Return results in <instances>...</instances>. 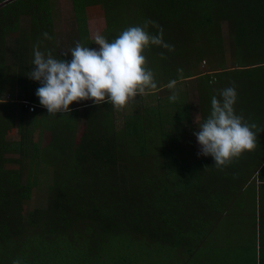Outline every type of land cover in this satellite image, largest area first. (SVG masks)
I'll use <instances>...</instances> for the list:
<instances>
[{
    "label": "trees",
    "instance_id": "1",
    "mask_svg": "<svg viewBox=\"0 0 264 264\" xmlns=\"http://www.w3.org/2000/svg\"><path fill=\"white\" fill-rule=\"evenodd\" d=\"M54 1L0 0V47H7L9 40L27 43L31 34L53 31ZM130 1L142 17V25L150 20L163 29V39L172 47H156L166 58L173 57L179 44L188 38L205 34L216 43L223 42L224 23L232 50L229 67L243 66L240 79L249 83L240 98L247 111L251 94L260 85L264 87V0H72L81 34H87L83 19L88 6L101 2L110 20L108 39H114L130 26L117 14ZM148 31L156 34L159 29L149 24ZM17 47L15 44L13 52ZM16 60L10 57V62ZM200 73L183 77L195 78ZM211 82L209 79V86ZM167 88L161 93L168 92ZM6 96L0 99V109L6 108L4 115L11 114L0 116L5 136L0 140V264H169L170 256L179 255L186 242L197 238L204 219H213L218 209L228 206L264 154L254 147L221 167L208 155L206 175L202 160L193 157L189 106H178L175 112L182 113V118L166 122L151 105L133 106L127 117L123 107L106 102L105 120L101 117L85 139L89 147L80 145L78 151L73 150L78 154L66 157L65 163L60 161L62 152L48 149L53 160L44 166L51 168L46 205L25 211L24 201L32 197L37 185L36 159L47 147H38L40 138L36 140L34 130L25 127L28 116H33L39 106L29 111L17 102L20 99L34 104L24 89ZM258 98L263 100L261 95ZM202 100L201 96V105ZM129 103L134 105L133 101ZM118 110L123 120L118 118ZM253 110L255 105L250 108ZM16 115L20 138L7 141ZM156 120L158 133L148 138L149 124ZM4 122L7 124L3 126ZM180 122L181 131L171 128ZM131 139L136 147H129ZM151 143L155 147H147ZM7 153H16L17 157H7ZM10 161L18 166L8 167Z\"/></svg>",
    "mask_w": 264,
    "mask_h": 264
},
{
    "label": "rangeland",
    "instance_id": "2",
    "mask_svg": "<svg viewBox=\"0 0 264 264\" xmlns=\"http://www.w3.org/2000/svg\"><path fill=\"white\" fill-rule=\"evenodd\" d=\"M88 10L85 12V20L83 22L88 23V32L92 40L87 36V34H81L78 26L79 23L76 20L74 15L73 7H72V0H55L54 1V10H53V31L48 32L49 37L46 38L44 35L31 34L30 35V42L26 41L27 43H15L13 40H9L7 47L1 48L0 47V99L5 98V95L9 96L10 94L14 96L16 91L24 89L28 98L35 102L34 104L39 106L41 109L39 110L44 111V120L46 123H58L64 125V131L61 132V138L63 141L68 140V135L66 133V128L69 133L75 128L76 130L79 129L81 125H85L86 127V136H90L92 129L97 128L99 125L100 120L103 117V121L105 120V113H106V106L104 103H93L90 104L89 108L87 109L88 118L85 117L84 124H79L77 122V113L74 112H59L55 114H48L46 107L42 106L39 103V98L35 95L37 88L40 86L38 81L33 80L30 77V72L34 69V65H32L33 60V48L34 46L38 45L41 51L45 53L50 52L53 56L62 58L64 60L71 59L70 50L75 47L77 42L90 47V48H98L99 45L95 43V35L102 34L108 39V12H104L105 9L101 2L96 3L95 5L88 6ZM110 7H108V10ZM119 15V19L121 22H127L128 25H142V17L140 18L137 15L136 7L133 2H126L122 5V8L117 13ZM112 20V17H111ZM124 24V23H123ZM83 25V24H81ZM221 33L224 37V40H220L216 43L215 38H211L203 34L201 38L194 37L188 38V40H184L178 46L179 49L175 51V54L172 56H168L167 58L164 56L163 53L160 52V47H156V45H152L149 48L145 49L144 55L146 56V63L147 67L150 68L153 72L154 78L157 82L158 87L151 91L154 93L153 95L146 93L140 94L137 96L139 101L129 103L122 108L123 113L125 112H132V108L137 107H145L148 105L153 106V108H157L162 116H165V121H169V119L173 118L181 119L182 113L175 112L177 107L180 106L183 108V105L189 106V114L191 119L193 120V157H196L202 160L203 166V173L209 175V160L208 157L205 155L200 154V145L197 142V138L195 136V132L198 131L199 126L204 122V120L210 115L211 112V99L212 96H216L219 98L220 91L228 86H234L237 91V100L235 102L234 107L237 109L235 110L237 114L246 116L247 113L252 112L250 108L253 103L248 104L247 111H244L245 107H242L240 98L244 95L246 89L248 88V84L245 80L241 78V71L243 70V66L241 67H229L231 63V44L228 38V33L225 24L221 26ZM113 34V33H112ZM119 35V34H118ZM117 35V36H118ZM222 43V44H221ZM17 44L18 47L14 50V45ZM27 44V45H26ZM183 44V45H181ZM196 44H198V49L195 48ZM202 44L203 46H201ZM158 46V45H157ZM221 46L224 48L223 51L221 50ZM159 49V52H158ZM18 54V57H17ZM25 56V57H24ZM10 57L13 59L17 58L15 62H10ZM24 57V59H23ZM9 59V62L5 63V59ZM227 59V61H226ZM228 62V63H227ZM223 66H228L227 70H224ZM195 72L200 73L198 76L195 75L194 77H183L187 74H194ZM181 77V78H180ZM175 80V87L170 89L168 87L169 83ZM212 81V85H208V81ZM215 79V80H213ZM159 84H165L167 91L165 94L162 91L164 89L163 86H159ZM19 86V87H18ZM160 88V90H159ZM193 88V89H192ZM212 90H211V89ZM241 89V91H240ZM175 92L177 94L176 101H170L169 96ZM10 93V94H9ZM241 93V94H239ZM149 95L154 97L156 95L160 96V98L154 97L153 101L148 100ZM203 98L202 105L200 103L201 96ZM6 96V97H7ZM211 97V98H210ZM141 98V99H140ZM18 100V99H17ZM92 101V99H91ZM240 102V103H238ZM3 106V105H2ZM250 106V107H249ZM100 107V108H99ZM201 107L204 109L203 112L201 111ZM137 108V109H138ZM142 108V110H143ZM146 108V107H145ZM6 109V108H5ZM5 109H0V116L4 117H11V114L4 115ZM243 109V110H242ZM157 110V111H158ZM185 110V109H184ZM122 111L118 110L117 115L118 118L122 116ZM255 112V110H253ZM37 114V113H36ZM51 115V116H50ZM35 116V114H34ZM252 116V114H251ZM70 117V118H69ZM201 117V118H200ZM39 115L35 116V124H41L42 127V134L45 132L47 135L46 137V146L49 144L50 140L57 137V130H52L50 126L43 125L42 123L38 122ZM55 120L53 121V119ZM201 119V120H200ZM119 119H117L118 121ZM138 120V118H137ZM48 121V122H47ZM53 121V122H52ZM102 121V122H103ZM136 122V118L133 119ZM158 121L152 122L149 124L151 128L148 131V138H154L155 134H157V130L159 129ZM81 122V120H79ZM248 122V121H247ZM7 124L4 122L3 126ZM143 125V124H142ZM167 125V123H166ZM175 125H171L173 130L176 132L181 131V122ZM71 127V128H69ZM91 129V130H90ZM168 126H166V130ZM258 128L255 126L252 130L256 132V136L259 135L257 132ZM257 130V131H255ZM13 131L12 135L9 137L11 140H15L18 137V131L8 130L7 133ZM41 137V136H40ZM5 136L2 134L0 129V140H4ZM259 138V137H256ZM7 140V141H11ZM38 140V139H36ZM56 141V140H55ZM54 141V142H55ZM186 141V140H185ZM148 142V141H146ZM11 143V142H8ZM261 145V141L259 142ZM147 147H155L153 143L146 144ZM43 144L42 139H39L38 147H46ZM257 146V145H256ZM255 148L259 150H263V147L257 146ZM129 147H136L135 140L131 139ZM61 149L64 155L60 161L67 160L66 157H71L73 155H77L78 147H47L44 151L40 152L38 159H36V167L39 169V174H37V185H35L32 197L29 200L24 201V209L25 211L35 208V207H44L46 205V196H47V184L50 182V170L51 168H44L47 165V161H49L51 165V161L53 160V156H51V152L48 149ZM72 150V152H71ZM74 152V153H73ZM80 152V151H79ZM7 157H17L16 153H7ZM188 161V159H186ZM122 165V164H120ZM208 165V166H207ZM8 167H17L18 163L16 161H10L7 164ZM63 167V165H62ZM216 173V172H215ZM218 175H222V173L218 172ZM47 177V178H46ZM237 185H241L240 183H236ZM248 221L245 222V224ZM225 226V225H224ZM223 226V227H224ZM223 229V230H222ZM217 230V229H216ZM221 231L220 234H223L227 240H229V245L234 246L237 243H240L239 236L237 237L232 231V228L226 229L218 228L217 231ZM215 239V237H214ZM234 242L235 244L233 245ZM231 250V248H230ZM232 248V252H233ZM182 256V253L179 254ZM235 255V254H234ZM205 255L201 258V255L198 253L195 257L194 263H199Z\"/></svg>",
    "mask_w": 264,
    "mask_h": 264
},
{
    "label": "clouds",
    "instance_id": "3",
    "mask_svg": "<svg viewBox=\"0 0 264 264\" xmlns=\"http://www.w3.org/2000/svg\"><path fill=\"white\" fill-rule=\"evenodd\" d=\"M149 24L159 31L156 34L149 32ZM43 35L51 38L47 32ZM95 43L98 48L77 42L67 61L34 46L32 65L35 67L30 77L40 83L35 95L48 114L70 111L71 102L86 99H92L96 104L107 100L114 106L124 107L137 95L158 87L152 70L147 67L145 49L152 45L172 47L164 41L163 29L150 20L143 25L127 27L111 40L96 34ZM168 87L173 89L175 81ZM177 98L175 92L169 96L170 101ZM236 100L234 86L222 89L219 98L213 96L210 115L194 133L201 146L200 154L211 155L217 167L252 150L257 142L256 132L252 130L255 125H250L236 113Z\"/></svg>",
    "mask_w": 264,
    "mask_h": 264
},
{
    "label": "crops",
    "instance_id": "4",
    "mask_svg": "<svg viewBox=\"0 0 264 264\" xmlns=\"http://www.w3.org/2000/svg\"><path fill=\"white\" fill-rule=\"evenodd\" d=\"M86 29L87 36L92 40L88 32V23L86 25ZM159 86H163L165 89L166 85L159 84ZM165 93L166 92H164V94ZM259 95L263 97V100L258 98ZM137 96L134 97V100H132L133 102L139 101ZM251 96L252 97L250 98L252 99L250 100V105L253 103L256 110L255 112L252 111L247 113V115L243 116V118L246 122L248 121L250 125L254 124L258 128V131L255 130L259 132V135L256 136L259 137L256 138V145L263 147L264 152V87H261L260 85L259 89L252 93ZM153 98L154 97L149 95V102L153 101ZM92 102L93 101H91V99H86L73 101L70 103L69 112H74L72 117H74L75 113H77V122L79 124H84L85 117H89V112H87V109L89 108L90 104H92ZM106 102L108 101L105 100L104 102H101V104H105ZM40 109L41 108L39 107L36 112L37 114L35 113V116L39 115V123L46 122L44 120L45 110L40 112ZM129 112H127V115L125 116L128 117L129 114L132 113ZM35 116H28V119L25 122V127L28 131L34 130L33 136L37 139L38 137L42 139L43 144L46 146L47 135L45 132L42 134L41 124L37 123L33 126L35 122ZM120 118H122V116ZM17 120L18 116L16 115L14 131H18L19 123ZM54 120L55 118L53 121ZM79 120H81V122H79ZM122 120L120 119V121ZM191 121L193 122L192 119ZM45 125L50 126L52 130L56 129L58 132L57 137L51 139L46 147H80V145L81 147H89L90 145L88 140L85 141L86 138L89 139L88 136H86L85 125H81L77 130L74 128L70 133L66 128L68 140L65 141H63L61 138V132L64 131V125L59 124V122H48ZM12 134L13 133L6 135L7 139L11 140L9 137ZM19 138L20 137L18 134V137L15 138V140H19ZM260 141L261 145L259 144ZM30 142L31 141L29 138H27V143ZM57 150L60 151L61 149ZM256 150L259 151V149ZM255 157L257 158L258 155H255ZM256 161H258V159ZM244 184V187L240 191L236 192L234 196H232V199L227 207L218 209L215 216H213V219H204L205 224L201 226V230L197 238L195 240L192 239L186 242L182 256H170L168 259L169 264H264V154L257 164L254 163L253 168L248 173L246 182ZM246 221L248 222L245 224ZM223 226L226 227V229L232 228L234 234L237 237L239 236L240 243L234 245L235 243L231 242L234 246H230L229 240H227L223 234H220L223 229L217 231L218 228H224ZM232 248L234 250L233 252ZM198 253L201 255V258L204 255L205 257L199 263H194L195 257Z\"/></svg>",
    "mask_w": 264,
    "mask_h": 264
},
{
    "label": "built area",
    "instance_id": "5",
    "mask_svg": "<svg viewBox=\"0 0 264 264\" xmlns=\"http://www.w3.org/2000/svg\"><path fill=\"white\" fill-rule=\"evenodd\" d=\"M17 102H20L23 104L25 108H28L29 111H33L35 108V104L29 102L28 100H20L18 99Z\"/></svg>",
    "mask_w": 264,
    "mask_h": 264
}]
</instances>
